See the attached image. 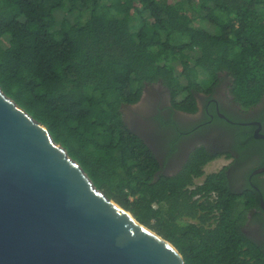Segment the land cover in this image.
<instances>
[{
  "label": "trees",
  "instance_id": "trees-1",
  "mask_svg": "<svg viewBox=\"0 0 264 264\" xmlns=\"http://www.w3.org/2000/svg\"><path fill=\"white\" fill-rule=\"evenodd\" d=\"M59 10L67 11L61 19ZM222 79L241 108L263 103L256 119L264 124V0H0L1 90L93 184L176 247L184 264H264V240L243 230L264 217L263 179L252 177L260 190L231 189L227 166L205 173L221 153L203 147L177 173L155 176L154 153L121 111L158 83L172 107L194 112L193 92H212ZM247 147L263 150L262 165L264 139L252 126Z\"/></svg>",
  "mask_w": 264,
  "mask_h": 264
},
{
  "label": "water",
  "instance_id": "water-1",
  "mask_svg": "<svg viewBox=\"0 0 264 264\" xmlns=\"http://www.w3.org/2000/svg\"><path fill=\"white\" fill-rule=\"evenodd\" d=\"M262 171L264 164L253 173ZM0 264L184 260L98 189L48 129L0 88Z\"/></svg>",
  "mask_w": 264,
  "mask_h": 264
},
{
  "label": "flooded vegetation",
  "instance_id": "flooded-vegetation-1",
  "mask_svg": "<svg viewBox=\"0 0 264 264\" xmlns=\"http://www.w3.org/2000/svg\"><path fill=\"white\" fill-rule=\"evenodd\" d=\"M226 85L222 79L212 92H193L197 107L194 112L172 107L169 91L161 84L147 85L136 103L121 106L126 124L152 150L158 161L155 176L177 173L189 154L203 147L210 154L221 153L216 158L222 157L226 161L225 174L231 189L241 193L250 185L260 190L252 181L255 175L263 179L261 189H264V171L253 173L264 164L259 165L263 150L246 148V126H252L255 139H264L259 137L264 136V124L256 119L263 103L243 109L227 95ZM156 115L166 122L172 119L176 125L171 122L162 125ZM260 205L264 210L262 197ZM263 221L264 217H259L245 222L244 232L263 241Z\"/></svg>",
  "mask_w": 264,
  "mask_h": 264
},
{
  "label": "rangeland",
  "instance_id": "rangeland-1",
  "mask_svg": "<svg viewBox=\"0 0 264 264\" xmlns=\"http://www.w3.org/2000/svg\"><path fill=\"white\" fill-rule=\"evenodd\" d=\"M169 1H174V0H169ZM67 14V11H65V10H62V11H57L56 12V14H55V16L57 17V19H61L64 15H66ZM73 16H71V18H72ZM173 63V62H172ZM177 64V63H176ZM175 64V65H176ZM180 71V68H179V66H177L176 65V67H175V72H179ZM199 77L200 78H204L205 76L202 74V73H200L199 74ZM180 79V81H182V82H185V79L183 78V77H180L179 78ZM154 85H158L157 83H154ZM146 87V86H145ZM219 161H217V162H214V163H211L210 165H208L207 166V168H206V170L208 171V172H211L213 169H216L217 168V165H220L221 163H219Z\"/></svg>",
  "mask_w": 264,
  "mask_h": 264
},
{
  "label": "built area",
  "instance_id": "built-area-1",
  "mask_svg": "<svg viewBox=\"0 0 264 264\" xmlns=\"http://www.w3.org/2000/svg\"><path fill=\"white\" fill-rule=\"evenodd\" d=\"M217 161H219V163H221V164H220V165H217V168H216V169H213L211 172L217 171V170H219L220 168L224 167L226 161H224V159H223L222 157H221V158H218V159L215 158V159L211 160L209 163H207V164L205 165V167H204V171H205V173H209V172L206 170L207 166L210 165L211 163H214V162H217ZM219 163H218V164H219ZM200 182L202 183V179H200V178H198L197 180H195V183H197V184H199ZM201 183H200V184H201ZM193 186H194V185H192L191 188H192ZM211 198H215V193H214V192L211 193Z\"/></svg>",
  "mask_w": 264,
  "mask_h": 264
}]
</instances>
